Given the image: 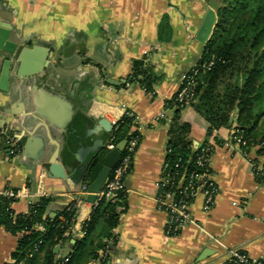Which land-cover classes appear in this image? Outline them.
I'll return each instance as SVG.
<instances>
[{
	"label": "crops",
	"instance_id": "1",
	"mask_svg": "<svg viewBox=\"0 0 264 264\" xmlns=\"http://www.w3.org/2000/svg\"><path fill=\"white\" fill-rule=\"evenodd\" d=\"M213 7L208 0H0L5 39L14 44L0 51V193L26 191L12 205L16 213L41 197L51 199L50 215L80 199L74 231L57 258L85 236L82 226L93 210L81 193L90 184L86 173L108 151L112 122L126 112L138 121L142 140L105 264H225L231 249L264 257V179L236 148L218 146L212 155L219 192L210 212L198 196L189 208L194 223L169 236L168 215L157 207L171 129L177 121L186 125L192 148L208 138L210 125L197 102L179 118L167 102L206 50L216 24L207 43L198 36ZM139 59L156 77L151 92L123 86ZM260 126L264 130V118ZM231 130L217 134L227 140ZM10 135L16 156L9 152ZM258 149L253 146L250 156L261 165ZM17 245L18 236L0 227V264L11 262Z\"/></svg>",
	"mask_w": 264,
	"mask_h": 264
},
{
	"label": "trees",
	"instance_id": "2",
	"mask_svg": "<svg viewBox=\"0 0 264 264\" xmlns=\"http://www.w3.org/2000/svg\"><path fill=\"white\" fill-rule=\"evenodd\" d=\"M208 2L216 7L218 15L214 33L206 46V58L214 64L199 78L193 103L197 102L195 108L210 125L207 137L222 127L237 128V134L248 141V146H259L258 153L262 154L264 130H260V125L264 118V0H226V7L210 0ZM227 78H230L229 87L221 92L220 84ZM155 81L149 62L139 59L134 62L123 86L137 84L151 92ZM167 104L173 105L179 118L182 108L175 107L174 98ZM134 119L133 115H125L119 126L113 129L112 143L115 147L122 142L127 145L137 136L142 140V135L133 129ZM187 132V126L179 121L171 129L167 160L172 170L183 172L198 169L192 161L189 162L192 147ZM215 139L219 144L224 143L218 135H215ZM125 147L123 155L127 153ZM103 155L96 156L90 163L86 173L87 184L94 181L101 170ZM176 164L179 167L175 168ZM257 177L263 181L262 177ZM50 200L41 197L32 201L26 213H16L12 208L15 199L0 193V227L18 236L17 248L11 255V262L6 264H88L99 256L101 249L110 248L105 240H114L113 230L118 226L120 215L127 205L126 195L120 196L119 201L114 203L100 201L83 223L85 236L77 240L65 261L57 258L55 249L72 235L77 210L65 209L50 215L47 212ZM39 225L43 229H39ZM40 253L43 256L39 260Z\"/></svg>",
	"mask_w": 264,
	"mask_h": 264
},
{
	"label": "built area",
	"instance_id": "3",
	"mask_svg": "<svg viewBox=\"0 0 264 264\" xmlns=\"http://www.w3.org/2000/svg\"><path fill=\"white\" fill-rule=\"evenodd\" d=\"M208 49L205 50L200 60L192 67V69L182 76L180 82V88L174 96L175 107L182 109L190 106L196 99V85L199 78L203 73L209 70L214 64L213 61H209L207 56ZM125 115H133L126 112ZM122 119V118H121ZM115 120L112 122L113 129L119 126L121 121ZM134 131L140 133L138 121L134 119ZM239 130L234 128L231 130L230 137L227 140H223L224 143L219 144L215 139L217 131H215L206 141L199 147L192 148L191 161L198 167L191 171L179 172L178 170H172L167 160L161 170L160 179L158 182L159 193L156 197L157 207L160 211L167 213L168 220L166 222V234L169 236L178 235L179 231L189 223H194V219L190 214L189 208L194 199L198 196L203 198V210L210 212L214 205L219 188L215 180L214 172L211 168V158L218 146H225L230 148H236L244 155L255 168L256 176L264 179V164H259L250 156V149L253 147L248 146V141L243 138L241 134H237ZM113 134L111 133L110 141L108 143V150L114 148L112 143ZM139 137H135L129 141L125 149L127 153L123 155L118 165L114 168L111 176L108 178L105 186L100 193L97 194L96 201L92 204V208L96 207L100 201L117 202L120 196L127 195L128 188L126 186V179L132 170L133 155L140 144ZM8 143L10 145L9 152L12 156H16L19 152L16 139L13 136H8ZM167 149V155L169 152ZM179 167V164L175 165V168ZM81 193H87V186L82 188ZM9 198L15 199V201L21 197L26 196V191L16 189H6L1 192ZM237 204V202H234ZM80 205V199L73 198L66 205L65 209L68 211L78 210ZM64 209V210H65ZM39 229H43L39 225ZM85 231L81 232L84 235ZM110 244L111 240L105 241ZM110 254L109 248L105 247L99 251V256L92 259L89 264H105ZM68 255L62 257V260H67ZM264 257L252 258L245 251L241 249H231L228 251L225 264H262Z\"/></svg>",
	"mask_w": 264,
	"mask_h": 264
},
{
	"label": "water",
	"instance_id": "4",
	"mask_svg": "<svg viewBox=\"0 0 264 264\" xmlns=\"http://www.w3.org/2000/svg\"><path fill=\"white\" fill-rule=\"evenodd\" d=\"M216 24V16L213 11H210L208 14V17L204 23V25L201 28L200 34L198 36V39L202 43H207L208 38L213 31ZM4 27V29H0V51L3 52H10L13 50L14 44L11 42H8L7 39H5L6 35L8 34L9 27L4 26L3 23L0 21V28ZM6 28V29H5ZM125 82V81H123ZM108 83L111 85H120L122 83H117L111 80H108ZM126 143L122 142L117 147H114L112 149H109L104 155H103V162H102V168L97 174L94 181H92L88 187H87V193L82 195L83 199L88 200L91 203H94L97 199V194L101 192L103 187L105 186L108 178L111 176L114 168L118 165V163L121 160L122 152L125 147ZM58 252V247L55 249V253Z\"/></svg>",
	"mask_w": 264,
	"mask_h": 264
},
{
	"label": "rangeland",
	"instance_id": "5",
	"mask_svg": "<svg viewBox=\"0 0 264 264\" xmlns=\"http://www.w3.org/2000/svg\"><path fill=\"white\" fill-rule=\"evenodd\" d=\"M210 1L216 3L217 5L218 4L222 5V7H226V5H227L226 0H222V1L221 0H210ZM213 8L215 9V12L214 11L213 12L215 13V16H216V25H217V21H218L217 10H216V7H213ZM242 68L244 69L245 67L242 66ZM229 81H230V78H227L221 82V84H220V91L221 92H223L224 90H226L229 87V83H228Z\"/></svg>",
	"mask_w": 264,
	"mask_h": 264
}]
</instances>
